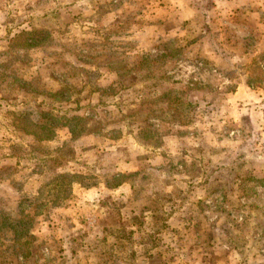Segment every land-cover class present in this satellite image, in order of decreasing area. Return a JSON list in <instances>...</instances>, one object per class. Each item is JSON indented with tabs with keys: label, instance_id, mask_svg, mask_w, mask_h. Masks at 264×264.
Wrapping results in <instances>:
<instances>
[{
	"label": "rangeland",
	"instance_id": "rangeland-1",
	"mask_svg": "<svg viewBox=\"0 0 264 264\" xmlns=\"http://www.w3.org/2000/svg\"><path fill=\"white\" fill-rule=\"evenodd\" d=\"M0 264H264V0H0Z\"/></svg>",
	"mask_w": 264,
	"mask_h": 264
},
{
	"label": "trees",
	"instance_id": "trees-1",
	"mask_svg": "<svg viewBox=\"0 0 264 264\" xmlns=\"http://www.w3.org/2000/svg\"><path fill=\"white\" fill-rule=\"evenodd\" d=\"M39 33H34V34H31V35H29L30 36V38L32 39V37H33V39H35V38H37V35H38ZM65 178V177H64Z\"/></svg>",
	"mask_w": 264,
	"mask_h": 264
}]
</instances>
